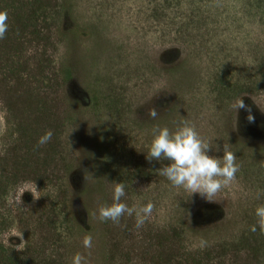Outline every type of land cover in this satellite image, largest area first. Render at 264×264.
<instances>
[{"label":"rangeland","instance_id":"obj_1","mask_svg":"<svg viewBox=\"0 0 264 264\" xmlns=\"http://www.w3.org/2000/svg\"><path fill=\"white\" fill-rule=\"evenodd\" d=\"M48 23L41 45L47 80L58 82L49 95L58 163L21 174L7 196L14 223L0 242L17 249L45 242L49 251L64 248L71 264L77 253L87 264H213L215 253L227 255L225 264H264L255 215L264 205V128L255 131L248 113L232 107L243 99L264 118V0H58ZM217 75L237 81L241 94L215 96ZM8 106L0 96V148L14 128ZM150 107L157 118L148 117ZM184 121L211 142L210 155L222 157L228 145L240 166L210 203L160 176L156 168L167 161L146 160L153 130L174 131ZM113 178L135 183L125 195H139L137 208L154 205L141 228L135 214L119 224L98 219L99 208L113 203ZM211 207L217 216L203 219ZM171 225L180 243L164 245ZM124 228L128 235L118 234L113 251L109 243ZM88 235L90 249L83 245ZM250 237L259 255L244 248Z\"/></svg>","mask_w":264,"mask_h":264},{"label":"trees","instance_id":"obj_2","mask_svg":"<svg viewBox=\"0 0 264 264\" xmlns=\"http://www.w3.org/2000/svg\"><path fill=\"white\" fill-rule=\"evenodd\" d=\"M57 3L58 0H54L53 3L52 0H0V11H6L8 14V31L5 38L0 39V96L7 106L8 103L11 104L8 108L15 119L14 128L9 138L11 139L10 144L0 148V235L5 234L14 223V213L9 208L7 196L15 188L21 174L28 173L29 169L31 175H35L36 169L38 173L40 168L43 172H47L46 168L48 171H52L55 168L54 165L58 163L56 146L53 143L54 139H57L54 132L48 143L37 146L40 137L51 130L53 123L50 124V122H54V113L51 112L53 106L49 102V95L52 93L51 89L54 84L58 82L53 84L47 80L45 66L48 65L49 60L42 53L45 49L42 50L44 47L41 42L46 44L49 40L47 34L51 33V27L48 19L51 10L57 6ZM35 84L37 85L34 86ZM212 90L215 96L240 95L241 85L237 81L233 83V81L227 78L222 79L217 75V77H213ZM41 95L42 97L38 98ZM13 100L15 101L11 103ZM253 116L255 117L254 123L247 121V124L255 131L264 128V118ZM53 163L55 164L53 165ZM111 180H113L112 184H115L116 181V183H124L125 190L128 189V185L131 188L135 187V183L131 181L128 184L125 180L119 181L114 178ZM44 181L51 183V178L44 177L41 182ZM133 197L134 200L140 198L139 195L135 197L133 193L128 194L127 192L123 202L132 206L136 202ZM177 207H181L180 202L177 203ZM183 210L187 211V208ZM174 211L180 216L184 213L182 209L178 208H174ZM217 214L216 208H208L203 219H213ZM116 230L119 231V229ZM127 231V228H124L120 229L119 233L116 232L117 237L114 235L113 240L109 243L113 251L120 248L121 242L118 239V234L123 238V235H128ZM259 232L260 229L257 234ZM148 233H153V229H149ZM166 234L167 237L164 235L162 239L164 245L180 243L177 241L179 237L176 235V227L171 225ZM148 236L151 242L157 241V237ZM250 238L249 241H243L244 248L251 249L252 255H259L261 245L255 240V237ZM161 245L160 239L157 246L161 247ZM235 245H230L232 250ZM246 245L250 248H246ZM234 251L240 253L241 248ZM66 252L64 248L49 251V246L45 242L36 247L29 245L21 249L0 242V264H71ZM262 252L261 249V254ZM167 256L170 261L174 254L169 253ZM226 256L225 253H215L208 260L213 264L215 261L218 264H225Z\"/></svg>","mask_w":264,"mask_h":264},{"label":"clouds","instance_id":"obj_3","mask_svg":"<svg viewBox=\"0 0 264 264\" xmlns=\"http://www.w3.org/2000/svg\"><path fill=\"white\" fill-rule=\"evenodd\" d=\"M8 14L6 11H0V39L5 38L8 31ZM237 111L248 113L246 119L249 123H254L255 117L252 115L251 108L244 103L243 99H237L232 105ZM147 115L151 119L158 116L156 107H150ZM153 139L151 141L146 160L149 163L167 161L161 167L156 168L158 174L165 177L175 188L183 189L190 193L192 197L198 196L206 203L213 201L214 197L225 187L236 180V174L239 171V165L236 163L235 153L229 151L228 145L223 146L222 157L210 155L212 152L211 142L200 136L194 126L184 121L174 131L168 127L155 128L153 130ZM52 131H47L38 140L37 146H43L52 138ZM217 151H220L217 146ZM125 196V184L116 183L113 190V203L111 205H102L99 208L98 219L101 222L112 221L119 224L121 217L125 214L132 216L135 214L137 229L141 228L148 218L152 215L154 205L148 204L137 208L135 205L129 207L121 203V198ZM34 199H39L38 195H33ZM258 218L257 225L260 232L264 234V205H260L255 210ZM252 232L257 231V226H252ZM206 242H201L204 246ZM85 248L92 247V237L88 235L83 240ZM72 264H87L86 259L80 253L72 258Z\"/></svg>","mask_w":264,"mask_h":264}]
</instances>
